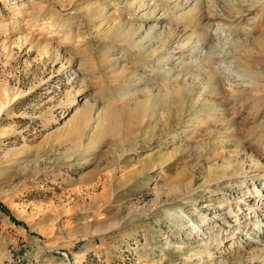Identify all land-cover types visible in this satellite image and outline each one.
Returning <instances> with one entry per match:
<instances>
[{"label": "rangeland", "instance_id": "rangeland-1", "mask_svg": "<svg viewBox=\"0 0 264 264\" xmlns=\"http://www.w3.org/2000/svg\"><path fill=\"white\" fill-rule=\"evenodd\" d=\"M262 183L264 0H0V264H264Z\"/></svg>", "mask_w": 264, "mask_h": 264}, {"label": "bare ground", "instance_id": "bare-ground-1", "mask_svg": "<svg viewBox=\"0 0 264 264\" xmlns=\"http://www.w3.org/2000/svg\"><path fill=\"white\" fill-rule=\"evenodd\" d=\"M220 33V32H219ZM219 34L216 32V33H214V37H217ZM232 70V69H231ZM230 70V68H228V67H224V69H223V71H224V73H227V75H228V77L229 78H231V75L233 74V72ZM235 74V73H234ZM215 114V113H214ZM215 118V115H211L210 116V119H214ZM260 188H261V191L263 192V194H264V183H262V184H260ZM241 207H243V206H241ZM240 209V208H239ZM244 209H246V208H244ZM246 211V210H245ZM245 211L243 210V211H240V213H245ZM239 212V211H238ZM203 222V221H202ZM201 222V223H202ZM213 223H215L214 221L213 222H208V223H203V224H200V225H198V229H196V231H200V232H202L203 233V231H204V234H207V235H212L211 236V238H212V240H213V236H214V234L212 233V231L214 230L213 228H214V226H212V224ZM244 230V229H243ZM251 231L250 229H246L245 228V231ZM240 231H242V230H240ZM199 233V232H198ZM201 234V233H200ZM225 233H223V235H224ZM238 236H241V235H238ZM224 237H225V235H224ZM223 239V238H222ZM222 239L220 240V241H222ZM215 241V240H214ZM249 242V241H248Z\"/></svg>", "mask_w": 264, "mask_h": 264}]
</instances>
